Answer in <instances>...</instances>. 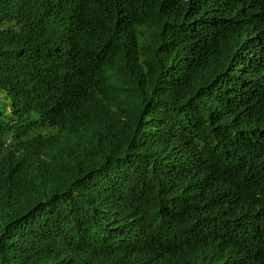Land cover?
Listing matches in <instances>:
<instances>
[{
    "label": "trees",
    "instance_id": "1",
    "mask_svg": "<svg viewBox=\"0 0 264 264\" xmlns=\"http://www.w3.org/2000/svg\"><path fill=\"white\" fill-rule=\"evenodd\" d=\"M0 94V264H264V0H0Z\"/></svg>",
    "mask_w": 264,
    "mask_h": 264
},
{
    "label": "clouds",
    "instance_id": "2",
    "mask_svg": "<svg viewBox=\"0 0 264 264\" xmlns=\"http://www.w3.org/2000/svg\"><path fill=\"white\" fill-rule=\"evenodd\" d=\"M8 106H7V110H8ZM49 132H51V129L49 127H39L38 133L41 134H48ZM4 181V177L2 175H0V184H2ZM166 236V235H163ZM127 248L129 250H131L133 252V254L137 257H139L143 262L146 263H151V264H167L170 260L171 257L169 255H163L160 254L158 252V256L161 255V257H157L156 254L153 253V250H151L150 248H141L139 249V251L137 250L136 246H127Z\"/></svg>",
    "mask_w": 264,
    "mask_h": 264
},
{
    "label": "rangeland",
    "instance_id": "3",
    "mask_svg": "<svg viewBox=\"0 0 264 264\" xmlns=\"http://www.w3.org/2000/svg\"><path fill=\"white\" fill-rule=\"evenodd\" d=\"M9 103H10V99L4 98V95L0 94V109L5 108L6 111V107L8 106Z\"/></svg>",
    "mask_w": 264,
    "mask_h": 264
}]
</instances>
